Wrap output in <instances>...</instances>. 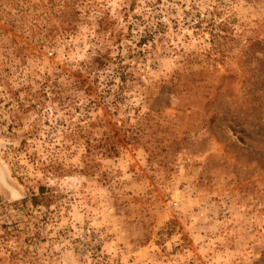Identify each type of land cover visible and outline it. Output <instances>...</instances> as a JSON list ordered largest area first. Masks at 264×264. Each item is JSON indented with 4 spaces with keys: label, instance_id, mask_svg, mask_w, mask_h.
<instances>
[{
    "label": "rangeland",
    "instance_id": "374dc122",
    "mask_svg": "<svg viewBox=\"0 0 264 264\" xmlns=\"http://www.w3.org/2000/svg\"><path fill=\"white\" fill-rule=\"evenodd\" d=\"M0 264H264V0H0Z\"/></svg>",
    "mask_w": 264,
    "mask_h": 264
},
{
    "label": "trees",
    "instance_id": "16d2710c",
    "mask_svg": "<svg viewBox=\"0 0 264 264\" xmlns=\"http://www.w3.org/2000/svg\"><path fill=\"white\" fill-rule=\"evenodd\" d=\"M99 64L101 65V62H99Z\"/></svg>",
    "mask_w": 264,
    "mask_h": 264
},
{
    "label": "water",
    "instance_id": "95a60500",
    "mask_svg": "<svg viewBox=\"0 0 264 264\" xmlns=\"http://www.w3.org/2000/svg\"><path fill=\"white\" fill-rule=\"evenodd\" d=\"M10 192V191H9ZM9 194H11V193H9Z\"/></svg>",
    "mask_w": 264,
    "mask_h": 264
}]
</instances>
